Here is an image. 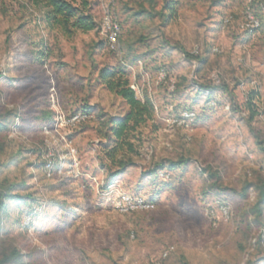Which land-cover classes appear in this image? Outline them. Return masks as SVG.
Instances as JSON below:
<instances>
[{"label":"rangeland","instance_id":"rangeland-1","mask_svg":"<svg viewBox=\"0 0 264 264\" xmlns=\"http://www.w3.org/2000/svg\"><path fill=\"white\" fill-rule=\"evenodd\" d=\"M39 1L0 0V187L17 196L0 244L20 264H264V0H68L95 22L70 33ZM115 68L151 116L110 159L105 122L128 106L99 72ZM126 194L155 206L120 212Z\"/></svg>","mask_w":264,"mask_h":264},{"label":"trees","instance_id":"trees-1","mask_svg":"<svg viewBox=\"0 0 264 264\" xmlns=\"http://www.w3.org/2000/svg\"><path fill=\"white\" fill-rule=\"evenodd\" d=\"M39 4L43 11L44 22L51 26H59L66 33L75 29L89 31L95 28L93 17L87 13L85 7L76 6L68 0H40ZM166 8L172 9L170 6ZM99 78L110 92L121 97L128 106V111L122 117H111L105 122V127L114 141L106 155L110 159H115L119 151H124V149L133 151L132 144L127 140L128 134L132 129L150 118L151 106L148 102L137 98L122 69L101 70ZM118 163L121 167L126 165L123 160H119ZM183 163H185L184 160L171 162L170 167L175 168ZM7 199L16 200L17 196H12L6 189L0 187V226L6 208L5 200ZM263 203L264 191L259 188V200L255 211H259L258 207ZM20 259V253L14 246L0 244V264H20Z\"/></svg>","mask_w":264,"mask_h":264},{"label":"built area","instance_id":"built-area-1","mask_svg":"<svg viewBox=\"0 0 264 264\" xmlns=\"http://www.w3.org/2000/svg\"><path fill=\"white\" fill-rule=\"evenodd\" d=\"M225 22H229V18L225 19ZM102 26L106 32L107 42L113 49L116 47L119 39V25L113 15L109 12L108 9L104 10L102 16ZM240 27L243 30L252 31L260 27V20L256 18L253 14L248 13L244 20L241 22ZM166 74L161 71L159 73V80H165ZM216 81V80H215ZM195 114L192 111H184L178 117L171 120V125L174 127L187 128L190 125V122L193 120ZM87 117L86 114H74L68 120L69 123H75L80 120H84ZM154 203L146 200L139 196L133 195H122L115 202V207L120 212H132V211H149L154 208ZM221 213L227 217L229 214V209L224 203L221 206ZM171 248H167L163 252V257H166L170 252ZM151 264H159L158 262H152Z\"/></svg>","mask_w":264,"mask_h":264}]
</instances>
